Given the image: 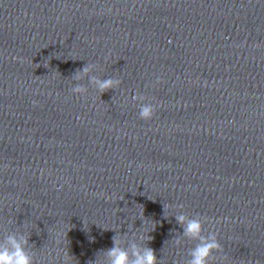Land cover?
<instances>
[{"label": "water", "instance_id": "water-1", "mask_svg": "<svg viewBox=\"0 0 264 264\" xmlns=\"http://www.w3.org/2000/svg\"><path fill=\"white\" fill-rule=\"evenodd\" d=\"M181 214L264 264V0H0V247L188 264Z\"/></svg>", "mask_w": 264, "mask_h": 264}, {"label": "clouds", "instance_id": "clouds-1", "mask_svg": "<svg viewBox=\"0 0 264 264\" xmlns=\"http://www.w3.org/2000/svg\"><path fill=\"white\" fill-rule=\"evenodd\" d=\"M39 67V65H38ZM83 73L89 71V67L85 66ZM79 79V72L76 74ZM98 84L101 93L110 90L118 81L113 79H106L103 81H95ZM161 79L157 78V83H161ZM85 89L77 86L72 89L74 94H82ZM156 107L152 104H145L140 108L139 118L142 120H150L155 115ZM178 223L184 226V236L198 241L190 252V260L188 264H210L216 258L215 253L223 251L217 234L210 232L209 235L204 236V225L198 219L188 218L181 214L175 217ZM151 239V237H149ZM113 247L107 250V256L111 259V264H159L156 253L152 248H145L141 250L137 245H132L131 254L124 248L118 245L117 238L113 236ZM180 243L179 240L176 241ZM28 240L21 237L19 240L15 235L7 237L6 246L0 247V264H36L35 258L26 251ZM69 255L65 256V260L69 259ZM95 264V262H91Z\"/></svg>", "mask_w": 264, "mask_h": 264}]
</instances>
